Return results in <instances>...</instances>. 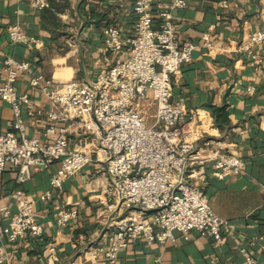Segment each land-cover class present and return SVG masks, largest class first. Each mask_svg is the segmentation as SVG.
<instances>
[{"label":"crops","instance_id":"obj_1","mask_svg":"<svg viewBox=\"0 0 264 264\" xmlns=\"http://www.w3.org/2000/svg\"><path fill=\"white\" fill-rule=\"evenodd\" d=\"M51 6L38 9L30 0H0V83L6 81L4 59H30V71L15 80L19 91L29 90L36 109L30 114L23 106L29 136L51 143L65 128L69 148L81 147L92 153L93 160L78 172L68 175L52 196L45 195L51 176L60 167L55 160L38 166L25 182L17 181L18 169L10 164L0 172V224L17 209L11 192L18 187L36 198L37 218L43 224L40 235L26 232L16 240L3 239L14 264H248L240 252L241 245L258 237L249 251L264 264V42L256 46L261 60L254 63L242 45L252 33L264 26V0H189L174 11L182 40L197 43L193 59L173 74L174 98L183 97L189 108L211 114L215 127L196 143L203 154L220 148L221 152L246 161L242 172L217 175L215 159L205 158L188 179L206 192L215 211L230 219L232 232L221 244L193 230L186 238L176 230V239L165 243L139 238L122 247L115 259L105 252L93 255L96 246H108L116 232L118 220L128 214L150 218L141 205L110 210L104 186L109 173L97 157L99 135L86 116L53 119L47 110L49 97L30 84L33 73H43L54 84L72 80H92L102 67L118 57L129 56V45L119 51L107 47V28L115 24L123 37L133 34L137 19L135 0H50ZM170 0H155V3ZM21 22L25 31L40 40L33 47L13 42L8 26ZM156 102L147 91L148 100ZM145 111V110H144ZM155 111L151 123L155 120ZM146 113V111H145ZM15 112L11 102L0 96V133L15 130ZM150 121V119H148ZM149 123V124H151ZM54 131H47L49 125ZM212 153V152H211ZM77 206L79 213L68 224L57 217L62 207ZM56 245L57 259L51 260L50 246Z\"/></svg>","mask_w":264,"mask_h":264},{"label":"built area","instance_id":"obj_2","mask_svg":"<svg viewBox=\"0 0 264 264\" xmlns=\"http://www.w3.org/2000/svg\"><path fill=\"white\" fill-rule=\"evenodd\" d=\"M30 1L38 9L51 6L50 0ZM188 3L189 0L158 4L155 0H135L137 19L133 34L123 37L115 24L107 28V47L115 52L127 44L129 56L118 57L114 63L102 67L92 80H72L58 85L43 73H33L30 77V84L41 89L52 102L47 110L49 117L84 119L87 116L99 135L96 155L104 161L109 173L104 186L108 208L123 210L141 205L143 213H151L150 218L136 214L122 216L111 243L96 246L92 251L95 256L105 252L115 259L122 247L139 238L163 243L175 240L176 230L182 231L186 238L197 230L216 244L224 242L232 232V221L217 213L204 189L188 179L189 169L193 170L205 158L215 159L217 175L242 172L246 164L244 158L226 155L220 148L203 154L196 142L215 127L213 116L206 110L187 107L181 96L174 98L173 74L194 58L197 46L194 41L182 40L174 19L175 9ZM7 30L13 42L33 47L40 40L30 36L21 22L10 24ZM263 42L264 26L242 45L254 63L261 60L256 46ZM4 68L6 81L0 83V96L13 106L15 130L0 133V172L12 164L19 170L17 181L23 183L35 167L59 160L60 167L45 191L50 197L68 175L78 172L94 155L81 147L69 148L65 128L48 144L38 136L27 135L23 106L30 114L36 109L29 90L19 91L15 80L22 72L30 71L31 61L9 55L4 59ZM148 90L157 105L151 124L142 108ZM54 130L52 124L47 127V131ZM11 195L17 209L5 224H0V242L5 238L16 240L26 232L42 234L44 227L37 218L36 198L25 187L14 189ZM78 213L77 206L62 207L58 223L68 224ZM257 241L258 237H254L249 245ZM249 245H241L240 252L248 264H260L249 251ZM50 257L57 259L55 244L50 246ZM159 262L158 258L152 264ZM0 264H14L2 245Z\"/></svg>","mask_w":264,"mask_h":264},{"label":"rangeland","instance_id":"obj_3","mask_svg":"<svg viewBox=\"0 0 264 264\" xmlns=\"http://www.w3.org/2000/svg\"><path fill=\"white\" fill-rule=\"evenodd\" d=\"M154 103L152 102V100H148V102L145 104V107H144V110L146 111V113H145V111H144V113H145V115H146V118H147V122L148 123H151V121H152V118L154 117V115H153V113H154ZM143 108V107H142ZM148 119H150V121H148Z\"/></svg>","mask_w":264,"mask_h":264}]
</instances>
